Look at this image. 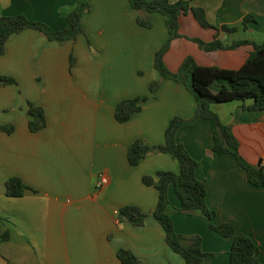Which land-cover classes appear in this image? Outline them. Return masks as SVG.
<instances>
[{"label": "crops", "instance_id": "crops-1", "mask_svg": "<svg viewBox=\"0 0 264 264\" xmlns=\"http://www.w3.org/2000/svg\"><path fill=\"white\" fill-rule=\"evenodd\" d=\"M78 0H0V16L23 15L54 31L66 26L65 16ZM151 1V0H145ZM170 3L178 0H168ZM90 10L80 18L83 33L58 44L26 29L12 35L0 56V75L16 85L0 87V264H121L119 249L130 251L140 264H184L164 240L150 215L157 192L142 183L156 171L178 172L177 162L153 149L137 166L127 162V149L136 139L150 146L164 143V130L173 118L190 119L196 104L186 88L162 80L150 96L148 86L159 81L154 54L168 39L165 18L149 14V29L136 24L128 0H88ZM214 28L203 29L191 13L178 20L182 36L170 42L162 62L175 73L186 57L203 67L236 70L264 42V0H193ZM251 16L246 25L243 19ZM232 49L204 52L187 38ZM94 48V49H93ZM70 57L72 62L70 61ZM149 99L128 121L115 120V105L137 97ZM43 109L46 125L28 128L27 103ZM250 101L210 106L222 124L230 126L239 154L249 164L264 167V111L253 112ZM212 123L199 119L176 131L175 139L198 162L196 177L204 182L206 205L214 224L231 223L259 247L264 264V188L251 186L244 170L230 155L211 151ZM107 184L95 188L97 175ZM19 178L30 190L21 197L5 195V182ZM176 234L199 236L208 256L200 264H229L232 239L208 228L197 216L177 212L179 201L167 189ZM133 205L147 214L143 226L118 221L119 208Z\"/></svg>", "mask_w": 264, "mask_h": 264}, {"label": "trees", "instance_id": "trees-1", "mask_svg": "<svg viewBox=\"0 0 264 264\" xmlns=\"http://www.w3.org/2000/svg\"><path fill=\"white\" fill-rule=\"evenodd\" d=\"M193 0H178L170 3L168 0H128L132 11L136 12V24L139 27L149 29L152 21L149 14L158 13L165 18L168 39L154 54L153 67L159 74V81L151 82L148 90L151 97L158 92L161 81L168 79L182 84L195 100L196 109L194 115L188 120L180 118L171 119L164 130V143L150 146L142 139L134 140L127 149V162L130 166H137L153 149L159 153L168 154L178 164V172L156 171L154 176L142 177V183L156 190V206L151 216L164 232V240L169 249L179 255L184 264H200L208 255L201 250V238L195 236H183L176 234L172 227L170 214L173 212L168 201L167 189L172 185L173 191L179 201L177 212L188 216H197L203 219L210 230L222 237L231 238V246L228 251L229 264H261L258 260L259 247L247 236L237 233L233 224H214L215 212L206 205V189L204 182L196 177L199 164L176 141V131L199 119L212 123L211 151L220 155H230L237 166L244 170L246 179L251 186L264 188V172L262 168L247 163L239 154V143L230 126L224 125L218 116L210 109L211 105L230 101H250L247 109L253 112L264 111V42L251 43L252 51L247 56L242 66L236 70H226L216 66L203 67L196 64L193 58L186 57L178 70L171 73L162 62L164 53L168 50L173 39L182 37L179 33L178 20L181 16L191 13L198 25L203 29H214L216 34L222 31H231L220 26L212 27L205 18L204 11L191 7ZM89 11V4L85 0H78L75 7L65 16L66 26L63 30L54 31L44 23L30 21L23 15L0 16V56L5 52L8 39L23 30L32 29L44 35L49 41L58 44L66 41H74L83 33L80 24L81 16ZM252 19L246 16L243 25ZM187 38V37H185ZM195 43L204 52H213L223 49H232L246 45L241 41L224 47L215 38L212 42H204L197 38H187ZM70 61L72 59L70 57ZM16 85V81L8 76L0 75V87ZM149 99L137 97L123 100L115 105L114 117L119 123L128 121L134 114L142 109V105ZM29 116L28 128L30 132H37L46 125V118L41 107L30 102L27 103ZM0 131L12 132V126H0ZM30 190L19 178L10 177L5 182V195L7 197H21L24 191ZM147 214L133 205L119 208L118 221L133 227H141ZM8 233L0 235V241H7ZM116 257L121 264H140L139 260L128 250L119 249Z\"/></svg>", "mask_w": 264, "mask_h": 264}, {"label": "built area", "instance_id": "built-area-1", "mask_svg": "<svg viewBox=\"0 0 264 264\" xmlns=\"http://www.w3.org/2000/svg\"><path fill=\"white\" fill-rule=\"evenodd\" d=\"M107 176L104 173H100L97 175L96 183H95V188L96 189H101L104 185L107 184Z\"/></svg>", "mask_w": 264, "mask_h": 264}, {"label": "rangeland", "instance_id": "rangeland-1", "mask_svg": "<svg viewBox=\"0 0 264 264\" xmlns=\"http://www.w3.org/2000/svg\"><path fill=\"white\" fill-rule=\"evenodd\" d=\"M88 4H89V2H88V0H85ZM90 5V4H89ZM91 8H90V6H89V10H90ZM167 29V28H166ZM94 49V48H93Z\"/></svg>", "mask_w": 264, "mask_h": 264}, {"label": "water", "instance_id": "water-1", "mask_svg": "<svg viewBox=\"0 0 264 264\" xmlns=\"http://www.w3.org/2000/svg\"><path fill=\"white\" fill-rule=\"evenodd\" d=\"M155 152H157V150H154ZM257 167H259V166H257ZM262 171L264 172V167H262Z\"/></svg>", "mask_w": 264, "mask_h": 264}]
</instances>
